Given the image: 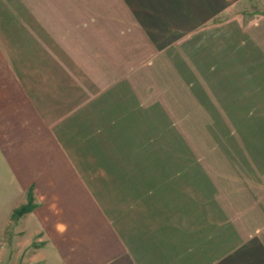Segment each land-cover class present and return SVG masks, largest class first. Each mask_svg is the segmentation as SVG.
Returning <instances> with one entry per match:
<instances>
[{
    "label": "crops",
    "instance_id": "crops-1",
    "mask_svg": "<svg viewBox=\"0 0 264 264\" xmlns=\"http://www.w3.org/2000/svg\"><path fill=\"white\" fill-rule=\"evenodd\" d=\"M159 57H180L186 79L191 62L210 68L197 79L227 78L222 63L264 78V0H0L4 206L31 191L24 217L62 264H264V191L253 206L231 182L221 231L202 158L155 119Z\"/></svg>",
    "mask_w": 264,
    "mask_h": 264
},
{
    "label": "rangeland",
    "instance_id": "rangeland-1",
    "mask_svg": "<svg viewBox=\"0 0 264 264\" xmlns=\"http://www.w3.org/2000/svg\"><path fill=\"white\" fill-rule=\"evenodd\" d=\"M230 17L223 14L205 25H215ZM173 51L178 54L180 47H173ZM159 58L160 61L148 64L157 84L155 103L166 108L164 112L155 111V119L162 114L172 120L173 131L182 129V133L187 134L188 151L197 154L198 164L199 157L202 158L204 183L214 182L219 187V224L221 231L229 230L231 208L224 202L231 201V182L250 188L253 206L259 201V193L264 191L260 181V174L264 175V78L248 77L250 73L245 71L244 65L240 71L232 73L235 78H229L222 63L220 70L212 72L227 78L197 79L201 71L210 68L202 62H191L181 63L187 68L186 79L182 77L180 57H171V63L165 65L164 57ZM206 65L216 68L220 63L213 61ZM247 66L245 64V68ZM203 81L205 84L220 82L224 87L207 86ZM2 193L0 191V264H62L52 244L41 234L32 232L24 217L27 212L15 215L16 208L11 210L4 206ZM204 205L206 208L207 203ZM256 219L253 215V230L262 228L264 232V223L259 224Z\"/></svg>",
    "mask_w": 264,
    "mask_h": 264
},
{
    "label": "trees",
    "instance_id": "trees-1",
    "mask_svg": "<svg viewBox=\"0 0 264 264\" xmlns=\"http://www.w3.org/2000/svg\"><path fill=\"white\" fill-rule=\"evenodd\" d=\"M30 200H32V192L30 191L28 193V202L24 205H21L20 207L16 208L14 211L15 215H21L22 213L28 212L33 209V205L30 203Z\"/></svg>",
    "mask_w": 264,
    "mask_h": 264
}]
</instances>
